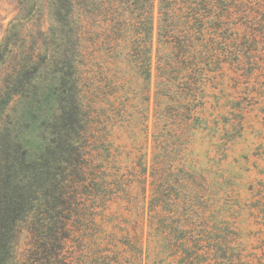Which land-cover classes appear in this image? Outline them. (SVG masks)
I'll use <instances>...</instances> for the list:
<instances>
[{
	"label": "trees",
	"instance_id": "obj_1",
	"mask_svg": "<svg viewBox=\"0 0 264 264\" xmlns=\"http://www.w3.org/2000/svg\"><path fill=\"white\" fill-rule=\"evenodd\" d=\"M24 5L47 25L27 34L24 18L0 42V264H119L117 246L88 232L91 215L115 202L143 213L142 222L146 215V243H134L143 264H188L206 238L209 246L218 241L220 227L210 222L207 231L193 218L210 203L211 185L196 169L192 140L210 129L208 88L223 87L227 71L237 86L245 65L264 72V0ZM97 61L102 76L111 68L116 79L114 88L107 81L114 92H104L117 106L105 135L92 103L103 89L92 72ZM130 73L141 89L137 127L146 139L117 145L107 125L129 114ZM255 83L250 91L259 87L264 100V79Z\"/></svg>",
	"mask_w": 264,
	"mask_h": 264
},
{
	"label": "rangeland",
	"instance_id": "obj_2",
	"mask_svg": "<svg viewBox=\"0 0 264 264\" xmlns=\"http://www.w3.org/2000/svg\"><path fill=\"white\" fill-rule=\"evenodd\" d=\"M25 1L0 0V42L4 40L9 25L14 22L19 25L24 18L26 22L23 26L27 34L36 36L42 24L46 27V18L37 14L38 12L27 14ZM101 64L99 61L93 63L95 68L92 72L99 81V87L103 89L94 92L92 103L95 104L93 111L97 130L105 135V123L117 115V106L113 104L112 96L108 97L110 101L105 100L104 92L107 96L114 92L112 88L115 87L116 79H113L111 68L102 76L103 73L101 74L98 68ZM253 70L250 65L241 67L239 73L242 77L237 78L238 87L233 78L229 80L235 75L227 71L228 77H223V87L207 89L209 96L206 98L205 110L210 129L195 134L192 151L196 169L205 175L211 185V189L206 193L210 203L196 207L193 218L207 231L213 228L210 222L220 225L218 229H213L219 239L209 246L205 244L206 238L188 264H264V100L256 94L258 86L253 93L248 86L251 88L255 82L262 81L264 72ZM251 72L253 73L250 74ZM2 77H6V66L0 64V79ZM108 79L113 83L112 88L109 87ZM129 82V114L121 118L119 123L115 122L114 127L112 123L107 125L111 140L117 145H131L133 141L136 145H141L146 139L141 126L137 127L142 110L141 89L132 73ZM154 85L155 80L153 93ZM235 101L241 102L240 105L244 107L242 112L232 109ZM238 113L244 118L243 121L240 116H236ZM128 120L133 121L132 126L136 130L134 135L126 128ZM238 121H242L243 128L240 129ZM141 214L143 213L137 214L136 210H128L124 203H112L106 211L98 209L95 219L91 215L88 232L92 237L105 238L107 242L117 246L116 253L119 252L121 256L119 258L116 254L113 259L119 264H143L134 247L136 239L137 242L141 240L143 245L146 243L142 234V231H146V215L142 222L138 218L142 217ZM129 246L133 249H129Z\"/></svg>",
	"mask_w": 264,
	"mask_h": 264
}]
</instances>
